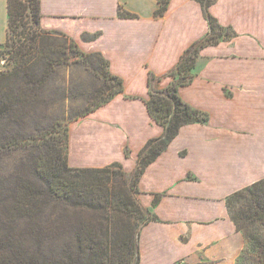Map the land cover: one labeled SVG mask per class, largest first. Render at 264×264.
<instances>
[{"label":"crops","instance_id":"0c3cea01","mask_svg":"<svg viewBox=\"0 0 264 264\" xmlns=\"http://www.w3.org/2000/svg\"><path fill=\"white\" fill-rule=\"evenodd\" d=\"M9 0H0V46L9 34ZM40 0L41 28L100 53L125 91L70 127L69 166L136 172L140 153L164 128L148 111L149 76L168 88L181 58L210 33L197 0ZM135 15L125 18L119 10ZM209 13L232 38L199 51L180 97L208 114L189 124L150 163L137 199L155 219L139 234L140 264H239L246 238L227 199L264 180V0H218ZM158 201L156 202V199Z\"/></svg>","mask_w":264,"mask_h":264},{"label":"trees","instance_id":"16d2710c","mask_svg":"<svg viewBox=\"0 0 264 264\" xmlns=\"http://www.w3.org/2000/svg\"><path fill=\"white\" fill-rule=\"evenodd\" d=\"M197 1L203 6L209 21V35L186 51L177 68L169 75L173 82L168 88L156 89L157 78L153 74L149 76L152 91L146 104L151 117L164 128L162 138L152 139L145 145L140 153L136 172L129 176L118 163L100 169L70 167V128L65 126L61 129V141L52 137L54 155L46 160L48 165L44 166L46 169L43 178L50 183L51 191L56 196L55 224L43 220L45 210L48 209L45 202L38 204L34 199L27 198L30 193L22 186L24 193L21 199L15 198L7 206L0 205V208H5L4 213L0 214V264H43L40 259L44 260V254L30 251L34 249L25 245L23 234L39 236L49 234L48 232H54V242L57 237L69 238L67 245H63L62 250L53 254L52 264H67L72 260L77 261V264H140V229L155 219L132 194H126L125 197L114 195L117 194L116 184L110 187V170L119 168L122 177L132 178L138 195V182L145 169L176 139L180 129L189 124L208 121V114L186 103L180 97L179 90L194 78L199 51L207 45L231 39L232 33L229 28L220 26L209 13V7L218 0ZM169 3L170 0H160L161 6L156 16L162 17ZM8 12L9 34L6 43L1 46L9 49L11 68L0 72V114L8 116L9 111L18 110L21 106L38 100L51 73L67 63L69 51L85 60L99 59L104 70L103 87L99 91L102 96L80 118L125 91L123 79L112 74L110 64L102 54L84 53L73 40L68 42L66 35L41 28L40 0H9ZM119 15L125 18L136 17L122 9L119 10ZM59 36L65 38L62 49L53 43L54 38ZM59 56H63V60ZM9 88V102H5L3 99ZM50 140L51 137L48 141ZM6 143L0 144V155L3 154ZM227 206L232 220L247 241L238 263L248 264L249 259V264H264V180L234 193L227 199ZM24 217L29 221L26 222L22 234L16 229L15 220ZM34 243L33 246L40 249L45 244V239L40 238Z\"/></svg>","mask_w":264,"mask_h":264},{"label":"rangeland","instance_id":"374dc122","mask_svg":"<svg viewBox=\"0 0 264 264\" xmlns=\"http://www.w3.org/2000/svg\"><path fill=\"white\" fill-rule=\"evenodd\" d=\"M64 39L60 36L55 37L53 43L62 49ZM67 41L70 42L69 37ZM8 51L9 49L0 46V72L11 68ZM59 58L63 60L64 57L59 56ZM103 73V65L99 59L85 60L80 55L73 54V51H69L67 63L51 73L46 86L40 91L38 100L31 101L18 110L9 111L8 116L0 114V144L8 141L16 142L6 143V148L0 155V205L7 206L15 198L21 199L24 193L21 189L23 186L24 190L30 193L27 198L34 199L38 204L45 202L47 205L48 209L45 210L43 220L55 224L56 196L51 191L50 183L43 180L46 169L44 166L48 165L46 160L54 155L53 138L61 141L63 134L60 130L65 126L70 128L72 124L83 118H80L83 113L99 102L102 96L99 91L103 87ZM10 90L7 89L3 101L9 102ZM50 137L51 140L48 141ZM120 172L119 168L110 170V187L116 184L117 194L114 195L120 194L125 197L126 194L128 196L132 194L131 196L136 200L137 193L132 178H124ZM4 209L1 206L0 214L4 213ZM28 221L26 217L18 218L15 220L16 229L18 228L23 234ZM48 233L39 236L23 234L25 245L34 249L30 251L44 254V260L40 259L43 264H52L53 254L62 250L61 247L66 246L69 241L65 236L57 237L54 242V232ZM40 238L45 239V244L38 249L33 244ZM250 261L248 259V264L251 263ZM76 262L72 260L67 264H77Z\"/></svg>","mask_w":264,"mask_h":264}]
</instances>
